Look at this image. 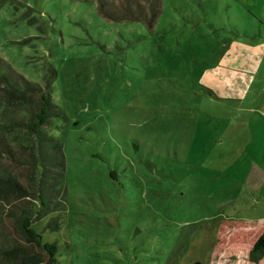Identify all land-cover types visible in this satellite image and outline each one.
Masks as SVG:
<instances>
[{
  "label": "rangeland",
  "instance_id": "rangeland-1",
  "mask_svg": "<svg viewBox=\"0 0 264 264\" xmlns=\"http://www.w3.org/2000/svg\"><path fill=\"white\" fill-rule=\"evenodd\" d=\"M162 1L150 30L97 0H0V57L41 85L57 72L59 230L34 225L59 264H240L212 260L218 222L260 215L245 180L264 158V0Z\"/></svg>",
  "mask_w": 264,
  "mask_h": 264
},
{
  "label": "trees",
  "instance_id": "trees-1",
  "mask_svg": "<svg viewBox=\"0 0 264 264\" xmlns=\"http://www.w3.org/2000/svg\"><path fill=\"white\" fill-rule=\"evenodd\" d=\"M97 2L106 19L143 22L150 30L163 14L162 0ZM56 77L50 68L44 85L32 82L0 57V157L6 154L23 169L17 175L0 169V202L8 203L9 217L15 221L10 238L0 242V264H59L60 245L45 241L34 225L36 217L49 218L46 229L59 230L52 220L61 212L55 199L66 161L62 143L48 129L54 118L63 116L53 100ZM216 234L214 262L264 264L263 220L220 219Z\"/></svg>",
  "mask_w": 264,
  "mask_h": 264
},
{
  "label": "crops",
  "instance_id": "crops-1",
  "mask_svg": "<svg viewBox=\"0 0 264 264\" xmlns=\"http://www.w3.org/2000/svg\"><path fill=\"white\" fill-rule=\"evenodd\" d=\"M264 134V128H258ZM262 149V148H261ZM255 163V173L246 177V185H248L249 190L247 192L248 199L246 198V207L249 209V206L259 209V216L256 217H247L241 220H255V221H264V158L257 159ZM250 195V197H249ZM251 198V199H250ZM250 199V200H249ZM249 205V206H248ZM229 261H223L225 263Z\"/></svg>",
  "mask_w": 264,
  "mask_h": 264
}]
</instances>
